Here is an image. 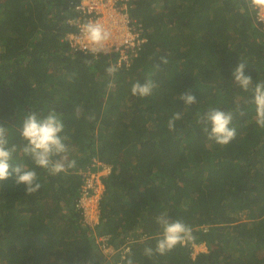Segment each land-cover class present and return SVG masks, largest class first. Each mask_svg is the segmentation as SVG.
<instances>
[{
  "label": "trees",
  "instance_id": "1",
  "mask_svg": "<svg viewBox=\"0 0 264 264\" xmlns=\"http://www.w3.org/2000/svg\"><path fill=\"white\" fill-rule=\"evenodd\" d=\"M249 3L128 0L147 42L120 65L118 52L96 55L64 39L79 30L75 0H0V125L18 146L11 163L35 167L20 151L19 126L28 112L50 110L76 161L56 175L36 168L41 188L31 195L0 181V264H103L93 255L100 236L115 250L106 264H264V129L251 90L231 76L244 62L253 83L264 81V23ZM146 80L152 94L133 95ZM186 91L196 98L190 106L178 97ZM210 108L233 114L227 145L203 130ZM96 161L110 172L92 227L80 198ZM162 213L189 225L191 239L148 257ZM195 244L206 250L194 255Z\"/></svg>",
  "mask_w": 264,
  "mask_h": 264
},
{
  "label": "clouds",
  "instance_id": "2",
  "mask_svg": "<svg viewBox=\"0 0 264 264\" xmlns=\"http://www.w3.org/2000/svg\"><path fill=\"white\" fill-rule=\"evenodd\" d=\"M259 2H264V0H250L249 7H255ZM128 14L142 30L145 37L144 46L147 42V37L143 25L139 20L132 17L129 10ZM82 34L92 45V53L96 55L106 53L104 44L110 39L111 34L102 24L87 22L82 26ZM133 57L135 56L133 55ZM161 62L166 63V60L162 58ZM156 67L159 68L158 66ZM245 68L246 64L240 62L233 69L231 73L233 84L245 92L251 90L252 103L255 105V122L259 128L264 129V81L253 83V78L245 74ZM116 70V67L109 66L106 72L111 76ZM153 88L154 84L151 80H146L143 83L137 81L133 84L131 92L133 95L143 98L151 95ZM178 97L179 100L184 101L186 106L196 102L195 96L190 91H186ZM179 119V113L173 114L168 121L169 130L174 129L175 122ZM232 121L233 114L231 112L217 108H210L200 118V123L204 126L203 130L207 133L208 139L214 140L221 146L229 144L236 137V129L232 126ZM64 127L63 120L55 110H50L46 115L30 111L23 117L19 126V135L24 143L20 147V151L35 166L29 169L23 165L13 166L11 163L18 146L10 144L7 129L0 125V181L12 178L16 185H23L25 192L31 195L41 188L36 168L47 170L49 174L56 175L75 167L76 161L70 160L67 155L68 146L64 142L67 137L62 135ZM155 222L159 225L161 233L155 249L151 247L144 249V254L148 257L154 254L164 255L181 244L187 236L189 238L190 226L180 219L171 220L165 213H162L155 218ZM127 264H133L132 260L129 259Z\"/></svg>",
  "mask_w": 264,
  "mask_h": 264
},
{
  "label": "built area",
  "instance_id": "3",
  "mask_svg": "<svg viewBox=\"0 0 264 264\" xmlns=\"http://www.w3.org/2000/svg\"><path fill=\"white\" fill-rule=\"evenodd\" d=\"M76 8L80 11L81 16L77 21L74 22L78 26L79 30L76 33H69L66 35L65 40L75 49H81L84 51H91L92 45L83 37L82 26L87 22H97L102 24L111 34L109 42L110 46L119 52V64L126 63L128 65L130 59L136 56L142 48L145 37L143 36L142 30L136 23L130 18L127 10V1L121 6H114L108 10L109 15L104 13V9L107 7L105 0H75ZM121 4V3H120ZM261 2L255 6L258 9L257 18L259 21L264 23V16L261 15L260 9ZM84 16V17H83ZM84 19V20H83ZM109 20V21H107ZM92 52V51H91ZM100 169L107 170L110 172V166L103 165L96 161L93 165H97ZM94 167V166H93ZM94 172V170L88 169L83 172L84 177L87 173ZM85 180V178H84ZM93 185L85 180L82 187V196L80 198V205L91 196ZM85 210V209H84ZM105 238V237H104ZM108 240L107 238H105ZM103 239V240H105ZM191 239V236H189ZM106 248H111L108 243H103Z\"/></svg>",
  "mask_w": 264,
  "mask_h": 264
},
{
  "label": "rangeland",
  "instance_id": "4",
  "mask_svg": "<svg viewBox=\"0 0 264 264\" xmlns=\"http://www.w3.org/2000/svg\"><path fill=\"white\" fill-rule=\"evenodd\" d=\"M126 0H105V3L107 4V7L104 9V13L106 15H109L108 10L112 8L113 6L117 8L116 6H121L124 4ZM121 3V4H120ZM260 13L262 16H264V2H261V7H259ZM84 17V16H83ZM79 19V18H78ZM84 20V19H83ZM109 21V20H107ZM111 43L108 41L105 42L104 44V49L107 54H112L115 50L110 46ZM96 170L94 172H89L86 174L84 177L86 181H89L93 185V190L91 191V196L87 198L82 205L84 206V221L94 227L99 219V200L104 194V185H103V180L102 177L108 175L107 170L100 169L97 165H93ZM84 180V183H85ZM83 183V184H84ZM92 198H95L94 204L91 202ZM90 204V205H88ZM95 213V214H94ZM105 236H100L97 237V243H99L100 248L98 250H95L93 253L94 257L96 259H102L103 264H106L107 262H114V253L115 250L111 248H106L103 246V243H108V240H106ZM105 239V240H103ZM108 239V238H107ZM206 247L204 244H195L193 245V253L194 255L201 252L205 251Z\"/></svg>",
  "mask_w": 264,
  "mask_h": 264
},
{
  "label": "bare ground",
  "instance_id": "5",
  "mask_svg": "<svg viewBox=\"0 0 264 264\" xmlns=\"http://www.w3.org/2000/svg\"><path fill=\"white\" fill-rule=\"evenodd\" d=\"M94 201H95V198H92V200H91V202L94 204ZM88 205H90V204H88ZM95 214V213H94Z\"/></svg>",
  "mask_w": 264,
  "mask_h": 264
}]
</instances>
